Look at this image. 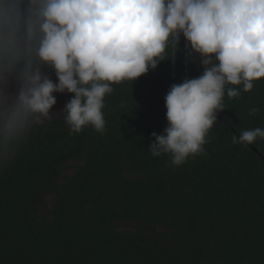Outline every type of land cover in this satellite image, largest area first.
<instances>
[{
    "label": "trees",
    "instance_id": "obj_1",
    "mask_svg": "<svg viewBox=\"0 0 264 264\" xmlns=\"http://www.w3.org/2000/svg\"><path fill=\"white\" fill-rule=\"evenodd\" d=\"M1 39L0 61L22 71L31 60L56 78L22 28L0 27ZM186 45L181 35L155 69L111 84L103 133L70 134L64 113L0 128V264H264V138L233 142L264 128V78L248 92L225 86L202 153L173 166L148 149L167 126L170 86L203 74Z\"/></svg>",
    "mask_w": 264,
    "mask_h": 264
},
{
    "label": "clouds",
    "instance_id": "obj_2",
    "mask_svg": "<svg viewBox=\"0 0 264 264\" xmlns=\"http://www.w3.org/2000/svg\"><path fill=\"white\" fill-rule=\"evenodd\" d=\"M5 25L36 41L27 51L56 76L53 82L26 61L9 93L11 70L0 67V128L8 133L52 119L53 93L65 92L72 96L60 111L70 134L85 126L103 133L111 84L155 69L182 35L204 71L170 86L164 97L167 126L151 134L148 147L153 157L169 154L171 164L180 166L203 152L223 110L225 86L248 92L264 78V0H27L23 10L18 0H0V27ZM239 94L227 89L229 98ZM258 111L252 108L249 115ZM257 137L264 138V128L246 130L233 142L250 145Z\"/></svg>",
    "mask_w": 264,
    "mask_h": 264
},
{
    "label": "rangeland",
    "instance_id": "obj_3",
    "mask_svg": "<svg viewBox=\"0 0 264 264\" xmlns=\"http://www.w3.org/2000/svg\"><path fill=\"white\" fill-rule=\"evenodd\" d=\"M5 39H1L0 43L2 41H4ZM0 67H3L5 69H10V73H9V85L6 89L7 92L9 93H14L16 90V84H17V76L21 71L15 70L11 67H9L5 62L0 61ZM50 79L53 80V82H56V78H51ZM53 95L56 98V104L53 106V108L50 110V113L52 116H61L63 114V112H61L60 110L63 109L64 105H65V99L62 95V93H53ZM48 120H44L43 122H46Z\"/></svg>",
    "mask_w": 264,
    "mask_h": 264
},
{
    "label": "water",
    "instance_id": "obj_4",
    "mask_svg": "<svg viewBox=\"0 0 264 264\" xmlns=\"http://www.w3.org/2000/svg\"><path fill=\"white\" fill-rule=\"evenodd\" d=\"M195 55L197 56V58H198V55H197V53H195ZM199 60V59H198Z\"/></svg>",
    "mask_w": 264,
    "mask_h": 264
}]
</instances>
